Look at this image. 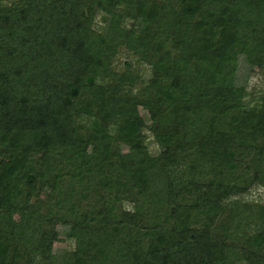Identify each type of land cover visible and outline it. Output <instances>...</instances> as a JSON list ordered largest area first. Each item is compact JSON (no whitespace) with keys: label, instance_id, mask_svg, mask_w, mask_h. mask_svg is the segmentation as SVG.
Wrapping results in <instances>:
<instances>
[{"label":"trees","instance_id":"obj_1","mask_svg":"<svg viewBox=\"0 0 264 264\" xmlns=\"http://www.w3.org/2000/svg\"><path fill=\"white\" fill-rule=\"evenodd\" d=\"M121 50L152 90L129 91ZM239 57L264 67V0L0 5V264H52L62 232L60 264H264L231 201L264 189V93L244 102Z\"/></svg>","mask_w":264,"mask_h":264},{"label":"rangeland","instance_id":"obj_2","mask_svg":"<svg viewBox=\"0 0 264 264\" xmlns=\"http://www.w3.org/2000/svg\"><path fill=\"white\" fill-rule=\"evenodd\" d=\"M103 18L104 16L101 13H98L95 16L93 28L96 31L101 32L102 29H104ZM127 23L129 24L130 21H127ZM138 25L140 26L139 23ZM112 69L117 72H126L130 76L132 81H134V84L129 91L133 95L143 89L152 90V86L157 83V81L152 77L149 67L139 62L124 50L119 51L115 56ZM233 83L236 87H243L245 93L244 102L248 105H254L257 99L264 93V67L258 68L246 65L244 63V59L239 57L233 75ZM138 114L144 125H148L146 115H144L141 111H138ZM85 121L86 118L80 117L79 122L84 124ZM143 135L146 137L145 145L148 153L155 155L158 152L155 139L150 137L149 133L144 130ZM120 150L121 152H125L124 147H120ZM43 196L44 195H38L34 198L38 199ZM231 201L237 202L240 206L239 211L236 213L239 218L247 216V219L242 222V225L247 228V231L254 234L256 230L264 227V218L260 219L257 216V210H259L261 206H264V189L252 186L243 195L231 198ZM241 205H246L249 208L248 211L242 213ZM121 207L124 208V210H130L131 204L123 203ZM248 215H250V218ZM58 229L59 232L62 230L60 228ZM243 230H245V228ZM51 249V253L54 258L52 264H60L59 259L72 249V241L69 240L63 232L59 233L58 239L52 244Z\"/></svg>","mask_w":264,"mask_h":264},{"label":"built area","instance_id":"obj_3","mask_svg":"<svg viewBox=\"0 0 264 264\" xmlns=\"http://www.w3.org/2000/svg\"><path fill=\"white\" fill-rule=\"evenodd\" d=\"M9 0H0V5L5 4Z\"/></svg>","mask_w":264,"mask_h":264}]
</instances>
